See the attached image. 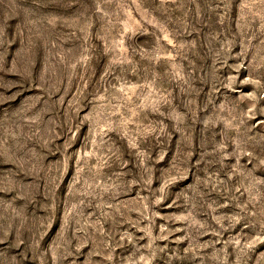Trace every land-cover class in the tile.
Masks as SVG:
<instances>
[{
  "label": "rangeland",
  "instance_id": "374dc122",
  "mask_svg": "<svg viewBox=\"0 0 264 264\" xmlns=\"http://www.w3.org/2000/svg\"><path fill=\"white\" fill-rule=\"evenodd\" d=\"M0 264H264V0H0Z\"/></svg>",
  "mask_w": 264,
  "mask_h": 264
}]
</instances>
